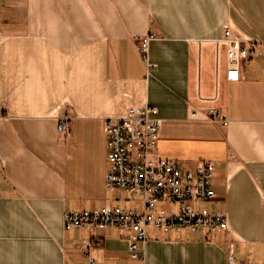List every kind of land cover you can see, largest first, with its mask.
Listing matches in <instances>:
<instances>
[{
  "label": "crops",
  "instance_id": "1",
  "mask_svg": "<svg viewBox=\"0 0 264 264\" xmlns=\"http://www.w3.org/2000/svg\"><path fill=\"white\" fill-rule=\"evenodd\" d=\"M227 29L259 47L237 82ZM149 33L144 61L134 39ZM147 105L163 120L161 158L215 164L216 197L195 207L227 213L229 228L154 230L134 260L130 234L66 229L64 215L120 207L105 120ZM90 259L264 264V0H0V264Z\"/></svg>",
  "mask_w": 264,
  "mask_h": 264
},
{
  "label": "built area",
  "instance_id": "2",
  "mask_svg": "<svg viewBox=\"0 0 264 264\" xmlns=\"http://www.w3.org/2000/svg\"><path fill=\"white\" fill-rule=\"evenodd\" d=\"M154 37L149 33L134 39L136 50L144 61H148ZM224 41L228 45V80L237 82L242 63L252 60L258 53V43L235 37L231 29L225 31ZM158 115L156 107L147 105L130 108L123 117L105 120L109 148L107 189L140 196L143 206H104L95 210L66 212L64 215L66 229H111L130 234L129 250L134 260L145 258V245L150 239L151 228L171 234L183 230L217 233L229 228L227 213L195 207L198 202L212 201L216 197L213 189L215 164L201 162L196 170H191L176 160L161 158L158 149L163 120ZM217 116L218 111L212 112L211 119L215 121ZM224 125H228V121ZM58 131L64 136L71 135L70 117H59ZM160 203L169 204L173 210L158 211ZM101 245L95 242L86 248L93 250ZM90 263L95 262L90 259ZM230 264H234L232 259Z\"/></svg>",
  "mask_w": 264,
  "mask_h": 264
},
{
  "label": "rangeland",
  "instance_id": "3",
  "mask_svg": "<svg viewBox=\"0 0 264 264\" xmlns=\"http://www.w3.org/2000/svg\"><path fill=\"white\" fill-rule=\"evenodd\" d=\"M120 201L121 202L119 203V205L122 206V207L127 206L129 208H133V207H142L143 206V202H142V199H141L140 196L136 197L135 195L130 194L128 192H125L122 195V198H121ZM157 209H158V211H161V210L171 211V210H173L172 207H170L169 204H164V203H160L159 205H157ZM201 209H204V208L201 207ZM153 231H154V229L151 228L149 230V234H151Z\"/></svg>",
  "mask_w": 264,
  "mask_h": 264
}]
</instances>
